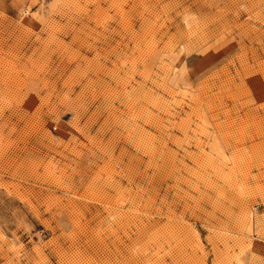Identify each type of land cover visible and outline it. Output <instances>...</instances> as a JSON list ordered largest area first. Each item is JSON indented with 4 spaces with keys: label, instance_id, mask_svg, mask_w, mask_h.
<instances>
[{
    "label": "rangeland",
    "instance_id": "374dc122",
    "mask_svg": "<svg viewBox=\"0 0 264 264\" xmlns=\"http://www.w3.org/2000/svg\"><path fill=\"white\" fill-rule=\"evenodd\" d=\"M0 264H264V0H0Z\"/></svg>",
    "mask_w": 264,
    "mask_h": 264
}]
</instances>
